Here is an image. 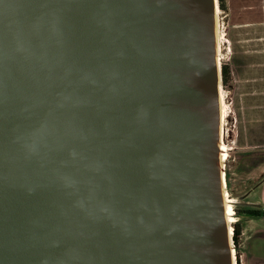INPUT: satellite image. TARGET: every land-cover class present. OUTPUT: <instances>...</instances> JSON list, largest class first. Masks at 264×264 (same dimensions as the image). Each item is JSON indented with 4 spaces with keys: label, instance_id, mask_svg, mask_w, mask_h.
<instances>
[{
    "label": "water",
    "instance_id": "obj_1",
    "mask_svg": "<svg viewBox=\"0 0 264 264\" xmlns=\"http://www.w3.org/2000/svg\"><path fill=\"white\" fill-rule=\"evenodd\" d=\"M214 7L0 0V264H232Z\"/></svg>",
    "mask_w": 264,
    "mask_h": 264
},
{
    "label": "crops",
    "instance_id": "obj_2",
    "mask_svg": "<svg viewBox=\"0 0 264 264\" xmlns=\"http://www.w3.org/2000/svg\"><path fill=\"white\" fill-rule=\"evenodd\" d=\"M226 1L232 16L229 65L237 119L235 144L264 156V0ZM258 219L264 220H254Z\"/></svg>",
    "mask_w": 264,
    "mask_h": 264
},
{
    "label": "rangeland",
    "instance_id": "obj_3",
    "mask_svg": "<svg viewBox=\"0 0 264 264\" xmlns=\"http://www.w3.org/2000/svg\"><path fill=\"white\" fill-rule=\"evenodd\" d=\"M227 4V1H226ZM219 8V6H218ZM232 16L230 12H218L219 54L220 62H229L233 52L231 37ZM225 118L223 126V141L228 148V158L224 162L223 176L229 195L234 197L233 209L239 204L249 205L259 202L264 206V156L248 153L236 147L237 119L234 110L232 90H223ZM226 171L228 176L226 177ZM235 215V220H237ZM238 245L239 264H264V220L244 219L243 229ZM234 246V245H233ZM235 249V248H234ZM235 250V254H236ZM238 264V263H237Z\"/></svg>",
    "mask_w": 264,
    "mask_h": 264
},
{
    "label": "bare ground",
    "instance_id": "obj_4",
    "mask_svg": "<svg viewBox=\"0 0 264 264\" xmlns=\"http://www.w3.org/2000/svg\"><path fill=\"white\" fill-rule=\"evenodd\" d=\"M215 1V7H214V46H215V55H216V61L218 63V66L221 65V58L219 54V27H218V1ZM224 118H225V108L223 103V91H222V85L221 83L218 86V159H219V165L221 169V176H222V203H223V209L226 214V222L228 224V236L230 238L232 223L235 221V213L233 209V203L235 202L234 197L229 195V191L227 190V186L225 183V178L223 176L224 170V162L228 158V148L226 144L223 141V126H224ZM233 226V225H232ZM231 242V241H230ZM232 246V245H230ZM231 262L232 264H237V258L235 254V249L233 248L231 250Z\"/></svg>",
    "mask_w": 264,
    "mask_h": 264
},
{
    "label": "trees",
    "instance_id": "obj_5",
    "mask_svg": "<svg viewBox=\"0 0 264 264\" xmlns=\"http://www.w3.org/2000/svg\"><path fill=\"white\" fill-rule=\"evenodd\" d=\"M218 5L221 10H226V0H218ZM221 77H222V89L225 90H232L233 81H232V73L231 68L229 65V62H223L221 63ZM228 176V173L226 171V177ZM235 215L238 217L237 220H235L233 225V243L234 248L237 251L236 252V258L237 263L239 264V248L238 245L240 243V235L243 229V222L244 219L247 218H264V206L259 204H249V205H243L239 204L235 207Z\"/></svg>",
    "mask_w": 264,
    "mask_h": 264
}]
</instances>
